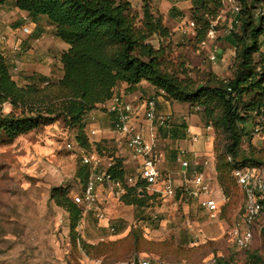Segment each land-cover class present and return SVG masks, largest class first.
<instances>
[{"label": "rangeland", "instance_id": "rangeland-1", "mask_svg": "<svg viewBox=\"0 0 264 264\" xmlns=\"http://www.w3.org/2000/svg\"><path fill=\"white\" fill-rule=\"evenodd\" d=\"M222 10L226 16L232 14L223 5L219 14ZM136 11L141 15V8ZM163 24L169 35L148 39L161 51L163 68L180 79L191 78L195 83L212 81L214 75L219 78L230 76L234 56L230 57L224 74L217 73L218 58L215 61L208 58L213 49L217 52L228 41H234L229 37L224 20L214 22L217 37L205 45L196 38L194 27L189 24L176 22L165 15ZM1 34L6 35V40L9 38L7 32ZM22 42L20 36L15 37L14 44L23 52ZM260 53H264V37H260ZM258 57L256 53L255 58ZM47 93L54 96L57 90L53 87ZM250 98V95L243 96L244 101ZM172 102L183 105V109L176 108V113L183 115L178 116L175 125L184 123L186 131L187 123L183 117L193 114L199 125L203 129L209 128L211 133L215 181L210 186L221 207L217 218L210 219L195 199L188 195L181 197L179 190L174 197L164 196L158 191L160 184L138 189L137 197L142 205L125 203L121 196L116 197L104 185L97 203L104 217L98 218L97 211L93 210L82 211L79 218H72L65 197L72 199L83 189L86 177L84 179L80 172L82 156L95 152L100 157L96 171L106 169L110 151L125 157L116 146L115 138H105L100 144V155L94 145L78 146L73 130L65 125L62 117L39 123L13 138L0 129V264H87L92 259L101 260L102 264H130L135 256L154 257L169 263L203 264L211 257H219L234 260L235 264H256L252 255L260 259L258 264L264 263V216L256 222L255 236L249 246L239 248L232 238L243 195L229 166L223 167L221 172L216 169L225 144L224 134L213 124L206 125L196 106L191 108L189 102ZM0 112L6 113L4 104ZM15 114L18 115L19 110ZM97 120L96 115L89 117L91 123ZM240 127L246 134L240 139L239 152L264 160V112L253 111L251 118ZM93 129L95 133L89 138L92 142L100 138L97 128L93 126ZM201 134L204 138L207 136V133ZM164 138L161 132L158 150L164 155L174 153L170 155V163L160 167L162 177H168L171 171L172 177L174 175L185 184L194 169L201 167L203 170L200 163L207 155L199 158L179 156ZM182 161L189 164L186 173L181 172ZM126 170L128 174L136 173L135 168Z\"/></svg>", "mask_w": 264, "mask_h": 264}, {"label": "trees", "instance_id": "trees-1", "mask_svg": "<svg viewBox=\"0 0 264 264\" xmlns=\"http://www.w3.org/2000/svg\"><path fill=\"white\" fill-rule=\"evenodd\" d=\"M6 1L0 0V7ZM190 1L189 20L195 25L196 38L203 40L210 28L216 29L214 22L222 8V0ZM238 1L237 23L231 29L235 53L230 76L219 78L214 75L212 81L195 83L191 78L180 79L162 67L161 51L148 39L167 37L169 30L163 24L164 15L153 7L150 0H142L141 15L129 0H14V6L26 12L28 17L45 16L53 25L54 35L64 41L67 48L60 54L62 76L59 79L41 76L34 80L31 76V80L24 84L13 79L0 51V107L4 102L10 105L8 112H0V129L7 137L13 138L39 123L62 117L65 125L73 130L78 146L94 145L101 155L100 144L105 138L90 141L89 117L96 109L108 112L106 103L114 93L120 94L116 88L121 83L132 90L145 80L155 89L152 95L189 102L191 108L196 106L199 109L206 125L213 124L224 134L225 144L216 165L218 172L225 166L231 170L264 168V160L239 152L240 139L246 134L240 124L251 118L253 111L264 112V53H260V37L264 35V0ZM168 16L174 18L183 16V13L172 6ZM256 53L259 54L257 59ZM53 87L57 94L50 96L47 90ZM249 95L251 98L244 101L243 96ZM16 110H19L18 115ZM108 113L113 129V114ZM31 115L35 117L31 118ZM159 130L172 140L186 137L184 123L175 125L172 119L167 127H159ZM108 158L106 172L124 187L121 200L142 205L137 194L139 188L144 189L143 182L136 174H128L123 157L110 151ZM87 168L83 164L80 169L84 179ZM197 171L202 172V168ZM128 176L135 178L132 183L127 182ZM177 190L182 197L181 187ZM73 197H65V202L72 218L77 219L83 209ZM242 210L243 205L241 213ZM90 211L93 209L86 212ZM262 216L264 211L252 223L253 239L256 222ZM252 257L258 264L260 259L255 255Z\"/></svg>", "mask_w": 264, "mask_h": 264}, {"label": "crops", "instance_id": "crops-1", "mask_svg": "<svg viewBox=\"0 0 264 264\" xmlns=\"http://www.w3.org/2000/svg\"><path fill=\"white\" fill-rule=\"evenodd\" d=\"M129 1L134 9L139 10L141 8L142 0ZM150 2L155 9L159 10L167 18L176 22L189 24L190 20L188 11L191 7L190 0H150ZM172 6L181 11L183 13V16L170 18L168 16V12ZM224 12L225 10H222V12L218 14L216 21L224 20L227 26V30H229L230 32L229 37H232L231 29H233L236 24L233 22V20L234 18L237 19V15L235 16L232 13L227 14L226 16L224 15ZM24 25L30 28L31 33L29 35L24 34L21 31V27ZM2 31L7 32V36L9 38L5 41H0L1 52L6 59L12 77L15 81L20 84H24L31 80V76H33L34 80L41 76L52 79H59L62 76V65L59 58L61 52L67 48V44L64 42V45V43L60 41L61 39L54 35L53 25L47 20L45 16H37L35 18L28 17L26 12L21 11L14 6V0H7L0 7V34ZM217 34L218 33H216V37ZM17 36H20V38L23 40V52L16 51L14 49V46L16 45L14 44V40ZM234 44L235 42L230 40L228 41V44H226V46L217 49V58L219 61V65L217 66L218 74H224L227 72V65L230 62L229 59L231 56L233 57L235 53ZM116 90L132 106L134 113V122L138 124L144 122V100L146 97L152 95L155 89L150 84L142 80L132 90L126 89L125 83H121L116 88ZM108 102L106 103V105L108 104ZM3 104L4 109H6V112H8L10 110L9 103L4 102ZM157 107L162 112H170L172 120L174 122H178V116L183 115L182 113H176L177 107L183 109L182 104L167 100L160 95L158 96ZM92 115L98 116V120L90 124L91 128H93V126L94 128H97L96 131L100 132V138H115L117 142L116 146L120 149V152H122L123 156H125V168H135L137 173L139 170L141 158L131 152V150L126 146L125 141L119 136V134L111 129L109 113L100 109H96L93 111ZM183 119L187 123L186 137L182 139L172 140L168 136H164V140H166L170 144V149H175L178 151L177 153L179 156L186 155L187 158H193L194 156H197V158H199L206 154V160H208L207 164H200L203 165V175L205 176L209 185H211L215 181V170L211 152L212 136L209 128L203 129L199 125V120L196 119L195 115L193 114L184 116ZM202 132L207 133V136H205V138L201 134ZM160 133L161 131L158 129L157 140H159ZM173 153L174 151L168 153L169 156L162 153V159L158 164L161 177L162 171L160 167L162 165L163 167H166L167 163H170V155ZM179 160H181V158H179ZM191 167L192 166H190V168ZM191 170H193V167L191 168ZM187 171L188 168L181 167L182 173H186ZM193 171L197 170L194 169ZM167 176L173 179L175 185L179 182V185L176 186L181 185L182 180L176 179L174 175L172 177L171 171L168 172ZM211 191L213 197H215L212 188ZM101 192L102 186L100 185L97 189L99 200Z\"/></svg>", "mask_w": 264, "mask_h": 264}, {"label": "built area", "instance_id": "built-area-1", "mask_svg": "<svg viewBox=\"0 0 264 264\" xmlns=\"http://www.w3.org/2000/svg\"><path fill=\"white\" fill-rule=\"evenodd\" d=\"M223 8L229 10L235 16L240 9L238 0H222ZM217 18V17H216ZM234 23L237 19L234 18ZM189 25L194 27L192 21ZM21 31L29 34L30 28L22 26ZM216 30L210 28L201 40V44L205 45L208 40H214ZM264 37V35H262ZM6 35L0 34V41H5ZM16 51H21L20 46L15 45ZM1 51V48H0ZM208 58L212 61L217 59L216 49L210 51ZM162 93L163 91L160 90ZM159 95H150L144 100V112L142 123L134 122V113L132 106L123 98L122 95L114 93L112 98L106 105L108 112L113 114V130L125 141L126 146L135 155L141 158L139 170L136 176L143 182V187L148 189L150 186L160 184L159 192L164 196L174 197L177 193V186L171 177H161L158 164L162 159V153L158 150L157 130L159 127H167L172 119L170 112H162L157 107ZM161 96V95H160ZM90 133L95 130L90 129ZM82 162L88 167L87 176L80 195H74V201L78 203L83 212L93 209L97 211L98 218H103L104 214L99 209V197L97 193L98 186H102L113 192L116 197L124 193V187L121 182L113 180L106 172L96 171V167L100 163V157L95 152L82 156ZM207 164V160L202 162ZM188 166L187 161H182V167ZM232 176L237 185L241 188L243 195V210L240 222L232 230V238L239 248H246L253 240L252 223L254 219L264 211V168L242 167L232 169ZM133 176L127 177V182L134 181ZM183 193L197 201L199 207L210 219H215L219 213L218 200L213 197L208 181L202 172L193 171L190 179L185 180V184L180 185ZM187 264L168 263L154 257L135 256L130 264ZM87 264H102L101 260H90ZM203 264H235L234 260H224L219 257H211Z\"/></svg>", "mask_w": 264, "mask_h": 264}]
</instances>
